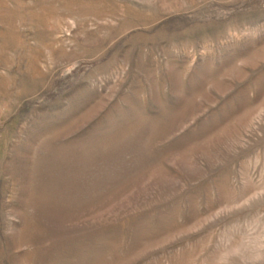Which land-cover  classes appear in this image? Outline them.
Wrapping results in <instances>:
<instances>
[{"label": "rangeland", "instance_id": "rangeland-1", "mask_svg": "<svg viewBox=\"0 0 264 264\" xmlns=\"http://www.w3.org/2000/svg\"><path fill=\"white\" fill-rule=\"evenodd\" d=\"M0 264H264V0H0Z\"/></svg>", "mask_w": 264, "mask_h": 264}]
</instances>
